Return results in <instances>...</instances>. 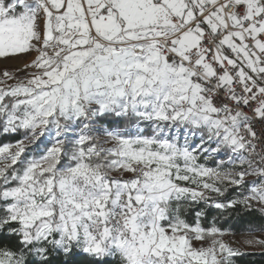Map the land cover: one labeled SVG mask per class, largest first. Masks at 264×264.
Segmentation results:
<instances>
[{"label": "snow or ice", "instance_id": "snow-or-ice-1", "mask_svg": "<svg viewBox=\"0 0 264 264\" xmlns=\"http://www.w3.org/2000/svg\"><path fill=\"white\" fill-rule=\"evenodd\" d=\"M244 248L264 250V0H0V264Z\"/></svg>", "mask_w": 264, "mask_h": 264}, {"label": "trees", "instance_id": "trees-1", "mask_svg": "<svg viewBox=\"0 0 264 264\" xmlns=\"http://www.w3.org/2000/svg\"><path fill=\"white\" fill-rule=\"evenodd\" d=\"M225 227H227V225H225ZM246 227V224L233 222V231L235 232V235L245 234L244 229ZM237 264H264V251L259 253H247L246 255L237 258Z\"/></svg>", "mask_w": 264, "mask_h": 264}, {"label": "rangeland", "instance_id": "rangeland-1", "mask_svg": "<svg viewBox=\"0 0 264 264\" xmlns=\"http://www.w3.org/2000/svg\"><path fill=\"white\" fill-rule=\"evenodd\" d=\"M10 63H19V62L17 61V62H10ZM244 237H245V234H242V235H234L233 237H231V239H234V240H243ZM244 251L246 253H259V252H263L264 250L259 249V248H244Z\"/></svg>", "mask_w": 264, "mask_h": 264}]
</instances>
